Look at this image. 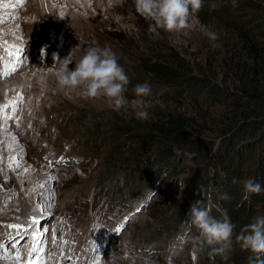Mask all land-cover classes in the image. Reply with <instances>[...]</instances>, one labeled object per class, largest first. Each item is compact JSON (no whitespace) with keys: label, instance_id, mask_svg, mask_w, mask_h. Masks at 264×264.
<instances>
[{"label":"rangeland","instance_id":"1","mask_svg":"<svg viewBox=\"0 0 264 264\" xmlns=\"http://www.w3.org/2000/svg\"><path fill=\"white\" fill-rule=\"evenodd\" d=\"M236 1L203 0L192 29H158L157 36L132 0L117 9L120 23L111 14L105 19L95 0H0V106L12 105L0 110V264L261 261V253L239 251L235 242L241 232L233 230L232 243L210 244L188 216L200 201L198 207L220 211L218 220L226 213L235 222L226 206L214 205L207 194L214 188L225 200L226 172L220 177L211 172L208 185H201L205 169L193 167L189 153H178L176 168L162 172L137 139L148 132L141 111L149 118L162 110L197 113L194 92L185 93L189 96L178 109L175 91L145 78L141 58L178 52L196 68H209L214 82L226 86L225 73L216 68L226 50L223 6ZM51 3L64 11L54 6L51 17ZM39 5L48 16L36 19L30 14ZM208 31L218 38L210 39ZM91 46L110 49L129 77L127 103L119 110L103 96L84 97L81 88L58 84L62 59L74 49L79 60ZM69 68H75L74 61ZM145 82L150 94L137 95L135 86ZM25 107L30 111L23 114ZM253 174L249 179L255 181ZM241 196L247 200L244 192ZM251 212L252 223L264 216V207L257 202Z\"/></svg>","mask_w":264,"mask_h":264},{"label":"trees","instance_id":"2","mask_svg":"<svg viewBox=\"0 0 264 264\" xmlns=\"http://www.w3.org/2000/svg\"><path fill=\"white\" fill-rule=\"evenodd\" d=\"M235 3L238 6H233ZM223 9L226 50L216 68L225 73L226 86L214 82L216 76L209 68H196L178 52L141 58L145 78L175 91L178 109L184 107V99L189 96L185 93L194 92L191 98L197 113L187 114L185 109L158 111L144 120L142 126L148 132L137 139L139 146L152 151L150 161L160 164L162 172L176 168L178 153H189L193 167L205 169L206 180L201 185L205 181L208 185L211 172L218 177L222 170L226 172L222 189L227 198L222 199L214 188H208L207 194L214 205L226 206L235 220H231L234 229L241 232L251 223L252 207L257 202L264 207V190L254 193L252 199L243 200L241 196L242 182L253 178V172L257 173L254 182L257 179L264 189V0H237ZM219 213L211 207V217L218 220ZM260 260L251 264H264V253Z\"/></svg>","mask_w":264,"mask_h":264},{"label":"clouds","instance_id":"3","mask_svg":"<svg viewBox=\"0 0 264 264\" xmlns=\"http://www.w3.org/2000/svg\"><path fill=\"white\" fill-rule=\"evenodd\" d=\"M95 3L105 19L111 14V18L120 23L123 16L117 9L125 7L128 0H95ZM132 4L135 12L148 22V31L158 36V29L169 33L192 29L198 23V13L203 6V0H132ZM206 35L212 40L218 38L214 32L208 31ZM74 55L75 51L72 49L68 56L62 59L56 72L60 87L71 90L81 88L80 95L88 98L103 96L115 110L125 106L127 100L124 93L130 80L125 69L118 63L116 55L108 48L96 46L88 47L79 60L74 59ZM73 61L75 68L70 69L69 64ZM150 91L147 82L135 86L137 95H148ZM138 117L148 119L149 114L141 111ZM233 183L238 181L233 180ZM242 183L245 199L249 194H259L264 190L261 184L252 179ZM199 203L200 201H197L190 207L188 216L192 224L201 230L210 244L229 241L235 225L227 214H224L223 220L214 219L210 215V208L198 207ZM236 239L242 249L264 253V216L255 217L254 222L246 225Z\"/></svg>","mask_w":264,"mask_h":264},{"label":"bare ground","instance_id":"4","mask_svg":"<svg viewBox=\"0 0 264 264\" xmlns=\"http://www.w3.org/2000/svg\"><path fill=\"white\" fill-rule=\"evenodd\" d=\"M40 4V3H39ZM54 6H58V9H60L61 11H64L61 7H60V5H56L55 3H51L50 4V6L48 7V14H50L51 15V17H53L52 16V14H53V10H55L54 9ZM42 8H43V6L41 7V5H39V7L38 8H36L35 10H33V11H31V14H30V16H34V17H36V19H39V18H42V17H46V16H48V15H46V9H44V10H42ZM60 19H65V15L64 14H60ZM46 20V19H45ZM43 21V20H42ZM48 21V20H47ZM43 24V23H42ZM45 24V23H44ZM62 24L64 25L65 24V21L64 22H62ZM24 109H26V110H23L22 108H21V110H22V112H23V114L24 113H28L29 111H30V108L29 107H25ZM25 117H26V115H25ZM9 136V135H8ZM11 138H12V136H11ZM13 139V138H12ZM11 140V139H10ZM101 263V262H100ZM65 264H75L74 262H72L71 260H69L68 261V263H65ZM102 264V263H101Z\"/></svg>","mask_w":264,"mask_h":264},{"label":"snow or ice","instance_id":"5","mask_svg":"<svg viewBox=\"0 0 264 264\" xmlns=\"http://www.w3.org/2000/svg\"><path fill=\"white\" fill-rule=\"evenodd\" d=\"M11 54V53H10ZM23 57H22V55H21V59H22ZM16 69L15 68H13V69H11V71H15ZM5 75H7V73H5ZM10 106H12V105H10V104H5V105H3V106H0V110H3V109H7L8 107H10ZM5 118H10L8 115H7V113H5ZM51 179V178H50ZM10 227H13V228H16V227H18V225H11ZM117 231H119V229H117Z\"/></svg>","mask_w":264,"mask_h":264}]
</instances>
